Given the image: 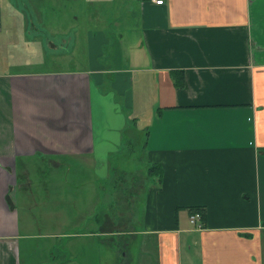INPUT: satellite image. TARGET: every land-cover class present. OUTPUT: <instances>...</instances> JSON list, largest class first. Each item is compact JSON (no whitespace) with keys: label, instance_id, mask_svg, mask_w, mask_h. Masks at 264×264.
Here are the masks:
<instances>
[{"label":"crops","instance_id":"0c3cea01","mask_svg":"<svg viewBox=\"0 0 264 264\" xmlns=\"http://www.w3.org/2000/svg\"><path fill=\"white\" fill-rule=\"evenodd\" d=\"M45 1L42 44L53 57L72 55L82 65L0 73V264H98V253L87 249L127 235L142 236L135 250L126 237L128 252L115 264H264V0H0V47L8 39L5 7L16 22L6 47L19 41L14 6ZM62 7L72 8L68 16ZM174 69L184 71V87L175 86ZM137 82L152 97L144 105L154 112L149 119L132 116ZM105 94L112 101L102 105ZM106 104L126 113L123 138L146 153L141 183L95 170L88 180L98 193L116 196L110 208L96 204L84 230L37 233L22 217L23 206L32 213L40 204L24 177L25 158L96 161V142L109 137L97 128ZM134 117L137 124L128 125ZM67 179L51 175L59 187ZM108 180L110 188L102 182ZM197 206L205 214L200 228L189 217ZM46 212L59 209L46 205L36 217L46 222Z\"/></svg>","mask_w":264,"mask_h":264},{"label":"rangeland","instance_id":"374dc122","mask_svg":"<svg viewBox=\"0 0 264 264\" xmlns=\"http://www.w3.org/2000/svg\"><path fill=\"white\" fill-rule=\"evenodd\" d=\"M14 7H18L17 9L20 15L19 22L16 25L17 28L15 29V32L19 33V37L16 38V40L19 39V41L16 45L14 42H11L10 45L5 47V44L9 42V38H13L8 35L13 24L16 23L15 20L11 19V13L8 11V8L5 7L6 18L4 21L5 29L3 35H6L4 40L6 38L8 39L5 41L4 47H0V73L9 71L26 72L36 70L72 69L74 67L78 68L82 65L80 64L82 60L77 58L73 59L72 55L69 56V59L67 55L64 58L61 56L53 57L51 47L46 48L44 43L42 44L41 40L44 36L39 31L42 30L46 32V17L50 15L47 14L49 6L46 5V1L45 3L39 2L38 4L23 3L20 6L15 5ZM60 9H62L68 16L72 8L67 9L62 7ZM54 16V20H60L63 24L62 15ZM58 26L59 25H56L55 27L57 28ZM60 29H62V27H60ZM31 32H37L39 34H36L37 36H31ZM111 47L112 46H107L106 52H108ZM139 83L140 82H137V85L135 86L136 108H133L134 111H132V116H139L141 113H145L146 116L144 118L149 119V116L152 115L151 113L154 112L152 107L147 109V106L144 107V105H150L152 97L150 94L147 97L143 94L147 90H145L144 85H139ZM152 89V87H149V91ZM141 95L142 97H140ZM104 97L102 105L108 101H112L107 94H105ZM121 102H123V100ZM139 123H144L143 118H141ZM126 124V113L123 111H116L106 104L103 114L102 111L100 112V120L97 128L100 129L104 135H109V137L108 141L104 140V143L100 141L96 142V148L98 151L96 158L98 161L88 159L84 156H75L63 161L61 165H55L51 162V160H47L40 156H34L30 159L25 158L27 160H24V164L29 167V172L26 173L24 177L26 179L29 178V181L33 182L34 197L39 200L40 204L33 208L32 213L26 212V208L23 206V220H33L35 224H37V233H40L41 231L49 233L51 231L59 230L63 232H73L80 229L84 230V226L88 224L85 222L82 224V220H84L87 215L90 216V220L94 218L92 211L96 204L100 205L102 202L100 206H97V210H101L102 206L104 208H110V201H115L116 199V196L111 197L109 192L104 191L98 193V190L95 191V186L88 180L89 175L94 174L95 170L97 173L116 175L117 177L115 178V181L119 180L120 183L127 181V174H131L134 175L133 177L136 185L141 183L142 180L139 178V175H141L143 169L140 165H142V160L143 162L144 160L147 161V156L146 153H143L142 150L139 149L135 150V154L131 155L130 148L132 150L134 149V147H131L133 144L129 141V138L127 140L126 137L123 138V133L120 130L121 128L123 129ZM109 127L113 128L108 130ZM135 142L137 145L142 144L141 141L136 140ZM116 150L123 151L118 152ZM111 151L115 152H112L109 159ZM138 156L141 157L138 159ZM100 161L101 164L98 165L97 163ZM53 173H64L69 175V179L63 181L64 187L56 186V182H51V175ZM135 176H138V178ZM63 182H60V184ZM102 182L107 188H110V182H113V180ZM95 183H97L98 189L100 182ZM54 195L59 196L55 198ZM118 195L123 196V205L125 206V197L127 192L124 186H121L120 193H118ZM139 201L140 205L138 206V210H140L139 215L141 217L142 214H144V204L146 201L145 194L140 197ZM81 204L87 206V212H85L84 209L80 211L79 205ZM46 205L49 210L54 207L55 209H59V213L55 212L53 216L51 215L52 213H44V215H47V221L43 222L44 220L37 218L36 214L41 213V211L45 209ZM183 214L185 220L186 217H188L186 209L183 211ZM37 222H39V225ZM142 225L143 224L141 222H136L137 230H139ZM135 234L136 236L140 235L139 233ZM141 236L133 239L132 235H127L126 237H130L131 239L129 240L133 243L129 245V248L135 250V243L137 242V239L141 238ZM126 237L120 238L116 245L113 244L114 246H111L112 242H103L97 250H95V247H89L87 251L91 253H98V264H115L117 254L124 255V253L126 254V252H128L127 247L123 243L124 240H128ZM103 238L105 239L106 237ZM40 240H38V243L46 245V242L43 244ZM74 242L73 247L77 248L76 250H78L80 254L81 244H78L75 240ZM59 248L62 247L59 246ZM38 259L39 262H49V259L47 258L38 257ZM105 259H108V261H105Z\"/></svg>","mask_w":264,"mask_h":264},{"label":"trees","instance_id":"16d2710c","mask_svg":"<svg viewBox=\"0 0 264 264\" xmlns=\"http://www.w3.org/2000/svg\"><path fill=\"white\" fill-rule=\"evenodd\" d=\"M171 77H172V80H173L176 87H184V85H185V73L183 70H177V69L171 70ZM137 122H138V118L134 117V118L130 119V121L128 122V125L133 126V124H137ZM137 149L142 150L141 147L140 148H134L133 150L130 148L131 155L135 154V152H136L135 150H137ZM117 151L121 152L123 150H117ZM140 157L141 156H138V159ZM140 167H141V165H140ZM149 168L147 169V171H150V172L151 171L153 172V169H155L154 166H151V167L149 166ZM190 212H191V214L194 212H200L201 216H202V220H203V217L205 215L204 210L201 206H197V207L192 208ZM76 249L77 248H75V251L77 253L78 250H76Z\"/></svg>","mask_w":264,"mask_h":264},{"label":"built area","instance_id":"2783aa9c","mask_svg":"<svg viewBox=\"0 0 264 264\" xmlns=\"http://www.w3.org/2000/svg\"><path fill=\"white\" fill-rule=\"evenodd\" d=\"M154 4H158V5H161V4H165L166 3V0H148ZM190 222L193 223L194 225H196L197 227H203V224H202V216H201V213L200 212H194L190 215Z\"/></svg>","mask_w":264,"mask_h":264}]
</instances>
